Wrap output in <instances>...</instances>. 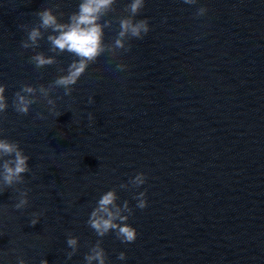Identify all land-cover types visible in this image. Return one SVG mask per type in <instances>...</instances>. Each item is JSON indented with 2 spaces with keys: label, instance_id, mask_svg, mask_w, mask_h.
Wrapping results in <instances>:
<instances>
[{
  "label": "clouds",
  "instance_id": "clouds-1",
  "mask_svg": "<svg viewBox=\"0 0 264 264\" xmlns=\"http://www.w3.org/2000/svg\"><path fill=\"white\" fill-rule=\"evenodd\" d=\"M183 3L195 5L197 0H183ZM117 0H80L78 9L72 12L68 17V22H60L57 14H54L53 8H45L37 12L39 24L28 28L27 25L20 27L27 31V38L21 41L23 49H31L36 54L29 57V63L33 64L37 70L46 66L57 64L56 56L68 52L72 54L74 59L67 69H59L60 72L66 74L58 76L47 86L41 84L38 87L24 84L20 90L15 92L12 101L14 110L21 114L27 115L31 105L38 102L42 98L50 106L49 112L55 113L57 117L62 113L56 112V101L51 98L52 93L57 88L64 89V95L70 96L73 87L86 72L90 64L97 61L98 57L104 53L116 56L123 52L131 51V45L127 41L135 39H143L150 31L147 19L136 20L145 6V0H130L124 5L122 15L118 19L119 31L111 44L104 42V29L111 28L112 20H105L104 17L114 12ZM58 8L57 6H54ZM207 8L199 7L195 12V17L204 16ZM62 12L59 16H63ZM103 20V23L101 21ZM51 31L52 34L47 35L46 39L49 44L48 51L54 55H46L44 52H37L40 47V41L45 38V32ZM125 64H117L119 71L126 69ZM6 85L0 84V115L8 108L5 97ZM39 94V96H37ZM93 99L89 98V103ZM37 118L44 119L42 113H37ZM89 120L93 119L89 113ZM3 129L0 128V191L7 188H13L17 185L26 183L24 174L31 171L28 161L30 157L25 155L18 141H13L3 137ZM147 177L143 172H138L134 177L130 178L127 184H120V189H138L146 183ZM19 193L14 208L17 210L24 209L29 204L28 193L30 189L17 188ZM136 200L135 207L145 209L148 206L146 190L140 191L133 195ZM117 190L104 193L97 201L96 206L91 211L87 225L94 230L100 238L105 237L109 232H114L116 239L122 243L130 244L137 239V231L134 227L127 223L130 216L133 215V208L129 206V202L125 200L122 205L117 203ZM42 213H33L34 218L30 221L32 226L39 222V216ZM67 246L71 249L66 253L67 259H71L78 251L79 237L68 234ZM123 261L126 259V253L120 252L118 257ZM85 264H108V257L105 249L102 247V239H97L95 244L90 245L89 251L84 256ZM17 264H26L22 257H17ZM40 264H48L46 259H42Z\"/></svg>",
  "mask_w": 264,
  "mask_h": 264
}]
</instances>
